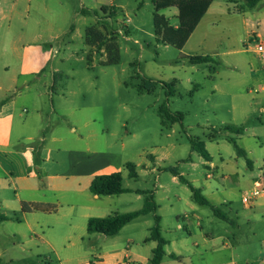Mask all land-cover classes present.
I'll list each match as a JSON object with an SVG mask.
<instances>
[{
    "label": "rangeland",
    "instance_id": "obj_1",
    "mask_svg": "<svg viewBox=\"0 0 264 264\" xmlns=\"http://www.w3.org/2000/svg\"><path fill=\"white\" fill-rule=\"evenodd\" d=\"M100 1L43 0L45 10L41 16V24H35L33 18L39 15L32 11L28 26L19 23L16 25L15 37L20 35L17 32L20 26L24 28L23 37L26 40L31 39V32L36 27L39 28L37 32L43 34V44L47 43L45 46L51 53L52 61L48 73L70 78V82L54 91L60 93L61 88L75 91L78 93L75 96L77 105L94 109L91 117L96 119L97 133H103L104 130L105 135L97 141L98 146L104 142L110 149L123 153L128 162L137 165L140 175L137 181L128 177L126 169L122 170L126 187L158 191L156 199L161 207L158 214L164 219L165 235H169L168 230L176 219V212L183 211L180 213L183 215L188 209L186 201L191 200L190 191L185 186L173 184L169 172L162 171L148 176L147 164L150 155L158 157L157 168L179 167V161L192 154L188 137L205 141L206 133L213 128L209 133L210 137L217 135L220 128L225 131V126L237 125L248 130L247 135L238 140L239 146L257 151L252 158L254 162L258 159L260 162L264 160V146L259 143L260 140L264 143V117L260 114L264 109V98L258 97L256 89L259 88L257 84H252L251 77L252 67L253 71L259 74L262 72L264 76V61L255 51H243L248 49L246 45H254L253 42H247L249 36L264 37V7L258 9L256 16H253L251 10L245 14L236 10L235 4L245 5L246 0L229 3V8L224 9L222 17L217 21L207 18L181 51L158 40L154 28L155 9L152 0H107L106 5L118 6V14L102 21V25L105 24L107 29L118 33L121 61L117 65L104 66L102 62L106 60V56L103 50L94 55L92 63H88L89 48L85 44L86 28L96 25L103 16ZM85 9L91 12L88 16L82 15V10ZM0 11L7 14L8 7L5 3L0 5ZM94 12H98V17ZM159 13L173 27L179 26L176 8ZM3 34L4 32L1 33ZM4 38L5 35L2 39ZM191 55L209 56L213 61L193 65L186 59ZM54 68L59 69L60 73H53ZM145 81L156 83L151 92L146 90ZM159 82L174 84L176 95L167 98L166 89ZM164 106L172 112L182 113L183 123L171 124L160 112ZM79 116L81 119L85 117L83 113ZM122 144L125 145V151L122 150ZM208 146L216 162L219 161V152L228 158L235 152L234 147L225 140L213 144L208 142ZM239 162L245 169V159L240 158ZM183 171L190 175L186 176L188 180H195L198 185L206 184L207 171L202 165L196 169L187 165ZM156 176H160L159 179L156 180ZM249 192L250 190L243 193L234 191L231 201L238 200L240 203ZM177 194L182 196L183 202L174 199ZM225 194L220 189L219 195L229 206V198ZM258 200L264 203V198ZM101 203L109 209L108 199H102ZM116 203L120 213H127L141 209L143 199L137 195H124ZM248 212L245 211L241 217L244 226L242 233H255L261 241L264 239V218L256 217L252 220V225L248 226L247 219L244 218L249 215ZM0 213H5V209L0 207ZM228 224L231 225L229 222ZM17 227L15 223L0 225V264H59L55 253L45 246L38 250L37 246L16 242L14 234ZM122 236L134 238L142 248L145 244L141 240L149 236V231L146 226L138 225L136 229H129ZM104 240L107 239L100 234L84 236V240L74 246V249L83 246L84 253H73L66 264H81L80 259L87 256L80 255L93 258V254L98 257L97 255L106 253L109 245ZM259 243L257 240V251L260 252ZM56 245L61 253L73 250L64 242ZM92 246L96 247L95 251L89 249ZM246 249L250 251L249 247ZM142 253L143 256L151 253L150 247L146 246ZM243 254L241 257L244 258ZM245 258L254 260V264H259L258 259H264L259 255L258 258ZM93 260L96 264L99 263L96 259ZM165 264H170V259ZM184 264L192 263L186 261Z\"/></svg>",
    "mask_w": 264,
    "mask_h": 264
},
{
    "label": "crops",
    "instance_id": "obj_2",
    "mask_svg": "<svg viewBox=\"0 0 264 264\" xmlns=\"http://www.w3.org/2000/svg\"><path fill=\"white\" fill-rule=\"evenodd\" d=\"M42 2L43 0H0V5L5 3L8 7L7 14L0 11V207L5 209L4 214L8 216L17 214L21 217L20 222L11 220L0 225L17 224L14 234L16 242L37 246L38 250L45 246L55 253L59 264H66L73 253H84L83 246L78 249H74V246L82 242L84 236L90 235L87 232L90 218H104L120 213L116 201L124 195H137L143 199V208L144 196L136 191L152 190L126 187L123 176V187L132 190L131 192L114 196H98L91 193L90 185L96 176L122 172L126 169L125 164L128 161L123 153L110 149L106 143L102 142V145L98 146L99 138L105 136L104 130L103 133H97L96 119L91 117L94 109L76 104L77 92L68 88H61L60 93L54 91L70 82V78L48 73L52 61L51 53L45 46L47 43L43 44V34L37 32L39 28L36 27L35 31L31 32V39L26 40L23 37L25 32L22 26L29 25L32 11L39 15L33 18L35 24L37 26L41 24V16L45 10ZM100 3L103 6L108 1L101 0ZM229 3L233 4L229 0H212L188 43L207 18L210 21L221 18L224 9L229 8ZM235 7L241 14L251 10V15L256 16L257 10L264 7V0L253 8L247 3L240 6L235 4ZM18 23L22 26L17 30L20 35L15 37ZM3 32L4 39L1 35ZM258 40H264V37L249 36L247 42L255 44ZM253 46L243 51H255ZM252 69L253 67L252 84H257L260 89H256L259 90L258 97L264 98V76L262 72L259 74ZM54 72L60 73V70L54 68ZM263 111L264 109L260 112L261 117H264ZM82 113L85 115L83 119L79 116ZM210 131L206 133L203 142L211 160L207 161L199 153L193 152L189 143L192 154L186 159H181L179 161L181 166L176 167L180 175L195 188L200 189L212 205L227 211L226 214L235 225L216 218L210 207L196 203L188 185L168 171L174 167L157 168L158 157L150 155L147 164L148 176L162 171L171 173L172 183L187 187L191 198L186 201L188 209L183 215H180L183 211L176 212V219L168 230L169 235H165L164 219L158 214L161 210L156 199L158 191L154 192L159 206L157 215L161 217V232L167 241L162 264H165L167 259H170V264H184L186 261L192 264H254V260L245 257L258 258V255L264 257V239L260 241L255 233L243 234L244 226L241 221L245 211H249V215L244 216L248 226L252 225L254 218H264V203L258 200L252 207H248L238 200L231 201L234 198V191L248 192L257 180L264 182V160L260 162L258 159L254 162L252 158L257 151L239 146L238 140L248 133L246 128L242 135L220 128L217 135L210 137ZM230 139L236 140L237 145L246 152V158L237 153ZM221 140L231 144L235 152L229 158L219 152V161L216 162L209 150L208 142L213 144ZM259 143L264 146L261 140ZM122 150H126L124 144ZM240 158L246 161L245 169L239 162ZM248 160L251 162L250 165ZM187 165L192 169L202 165L206 169L205 185H198L195 180L187 179L186 176L190 175L183 171ZM159 177L156 176V180ZM220 189L229 198L227 202L230 207L219 195ZM102 199H108L109 209L102 205ZM174 199L183 202L180 194L175 195ZM22 202L48 204L55 208L50 212L22 214ZM171 207L174 208L173 205ZM154 223L155 215L148 214L133 220L115 236L103 235L107 239L104 241H108L109 248L106 253L97 255L98 257L93 254V258L99 262L98 264H149L157 247V243L150 239ZM138 225L146 226V230L149 231V236L140 239L145 244L142 248L134 238L122 236L129 229H136ZM93 235L95 234H91ZM257 240L260 242V252L257 251ZM58 242L67 243L69 249L73 250L59 252L56 245ZM146 246L150 247L151 253L143 256L142 250ZM246 247H249L250 251ZM89 249L95 251L96 247L92 246ZM64 254L67 255L63 256ZM242 254L244 258L241 257ZM80 256H87L80 259L81 264H96L88 255ZM257 261L259 264L264 263V259Z\"/></svg>",
    "mask_w": 264,
    "mask_h": 264
},
{
    "label": "trees",
    "instance_id": "obj_3",
    "mask_svg": "<svg viewBox=\"0 0 264 264\" xmlns=\"http://www.w3.org/2000/svg\"><path fill=\"white\" fill-rule=\"evenodd\" d=\"M230 2L236 3L237 0H229ZM250 8L255 7L261 0H246ZM154 4L155 14H154V28L155 34L162 43L166 45L173 46L179 50H183L194 33L196 27L198 26L201 18L208 9L212 0H152ZM176 8L178 10V20L179 26L173 27L165 16L161 15L159 12L162 10ZM118 8L116 6L103 5L100 9L102 17L98 19L96 25L89 26L85 31V44L89 48L87 55L88 63H92L95 58V54H99L104 51L106 60L102 62L104 66L117 65L121 61V52L118 43V33L107 29V27L102 25V21L111 19L118 14ZM90 10H82V15L88 16ZM98 17V12L93 13ZM187 61L193 65L210 63L213 61L209 56H188ZM146 82V81H145ZM146 90L151 92L154 89L156 83L147 81ZM166 89L167 98L176 95L174 84L159 82ZM168 102V100H167ZM161 114L166 117V119L171 124L183 123L184 115L180 112H172L167 106H164L160 110ZM226 131L233 132L239 135L244 134V126H226ZM183 131H187L183 128ZM188 141L191 145L193 152L199 153L207 161L211 160V156L205 148V143L200 139H195L188 137ZM234 144L237 153L240 156L247 157L246 152L241 149L235 139H230ZM251 162L248 160V165ZM125 168L128 171L129 177L131 179H138L137 166L128 162L125 164ZM168 171L173 173L179 178L182 183L188 185V187L193 192V198L201 206L210 207L214 215L226 222L231 223L232 226L235 222L221 209L212 205L206 197L202 194L200 189L195 188L190 182H188L183 176L180 175L177 167L169 168ZM90 191L94 195L98 196H114L121 195L123 193L131 192L132 190L123 187V175L121 172H116L108 175L96 176L91 185ZM144 196V207L141 210L130 212V213H115L111 216L104 218H90L87 223L88 234H101L104 236L112 237L120 233V231L133 220L145 216L148 214L155 215V223L151 228L150 239L157 243V247L153 251L152 258L149 264H162L165 256V247L167 245L166 239L163 237L161 232V217L157 215L159 206L155 200L154 191H136ZM55 206L41 203H28L22 202L21 213L30 214L33 212H50ZM15 220L20 222L21 217L17 214L13 216H8L4 213H0V223Z\"/></svg>",
    "mask_w": 264,
    "mask_h": 264
},
{
    "label": "built area",
    "instance_id": "obj_4",
    "mask_svg": "<svg viewBox=\"0 0 264 264\" xmlns=\"http://www.w3.org/2000/svg\"><path fill=\"white\" fill-rule=\"evenodd\" d=\"M248 47L250 46L248 45ZM252 48L264 61V40L256 41V43ZM256 91L259 92V90ZM260 198H264V182H262L261 180H257L251 191L243 196L242 202L244 205L248 207H252L256 203V201Z\"/></svg>",
    "mask_w": 264,
    "mask_h": 264
}]
</instances>
